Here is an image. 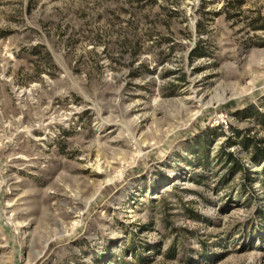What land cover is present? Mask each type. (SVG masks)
<instances>
[{"label": "rangeland", "instance_id": "1", "mask_svg": "<svg viewBox=\"0 0 264 264\" xmlns=\"http://www.w3.org/2000/svg\"><path fill=\"white\" fill-rule=\"evenodd\" d=\"M262 121L264 0H0V264H264Z\"/></svg>", "mask_w": 264, "mask_h": 264}, {"label": "trees", "instance_id": "2", "mask_svg": "<svg viewBox=\"0 0 264 264\" xmlns=\"http://www.w3.org/2000/svg\"><path fill=\"white\" fill-rule=\"evenodd\" d=\"M144 1L152 3V4L156 3V0H136V2H144ZM171 14H174V13H171ZM246 111H247L246 108H244L240 112L244 113ZM262 122L264 123V121ZM251 147L253 148L254 159H262L264 157V148H262L261 145H259V143H254ZM225 156L226 158H231V159L233 158V155L230 153H226Z\"/></svg>", "mask_w": 264, "mask_h": 264}]
</instances>
